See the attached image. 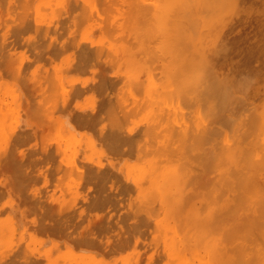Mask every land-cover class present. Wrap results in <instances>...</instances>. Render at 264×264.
Instances as JSON below:
<instances>
[{
	"label": "rangeland",
	"instance_id": "1",
	"mask_svg": "<svg viewBox=\"0 0 264 264\" xmlns=\"http://www.w3.org/2000/svg\"><path fill=\"white\" fill-rule=\"evenodd\" d=\"M263 113L264 0H0V264H264Z\"/></svg>",
	"mask_w": 264,
	"mask_h": 264
},
{
	"label": "bare ground",
	"instance_id": "2",
	"mask_svg": "<svg viewBox=\"0 0 264 264\" xmlns=\"http://www.w3.org/2000/svg\"><path fill=\"white\" fill-rule=\"evenodd\" d=\"M157 1H159V0H157ZM151 2H153V1H151ZM155 2H156V1H155ZM155 2H154V3H155ZM161 2H162V1H161ZM213 2H214V1H213ZM216 2H217V1H216ZM154 3H153V4H154ZM237 3H238V1H237ZM156 4H157V3H156ZM159 4H160V3H159ZM175 4H176V3H175ZM224 4H225V3H224ZM176 5H177V4H176ZM180 5H181V4H180ZM220 6H221V5H220ZM178 7H179V6H178ZM186 7H187V6H185V8H184V9L182 8L181 10H183V12H184V10H186ZM159 8H160V7H159ZM222 8H223V7H222ZM179 9H180V8H179ZM173 10H174V9H173ZM181 10H179V11H181ZM143 11H144V10H143ZM146 11H147V10H146ZM152 11H153V10H152ZM175 11H177V8H175ZM161 12H162V11H161ZM172 12H174V11H171V13H172ZM183 12H181V14H182ZM153 13H155V12H153ZM184 13H185V12H184ZM157 14H158V13H157ZM168 14H169V13H168ZM147 15H148V14H147ZM161 15H163V14H161ZM172 15L174 16V13H172ZM168 16H171V14H170V15H167V17H168ZM175 17H176V16H175ZM175 17H173V18H175ZM182 17L187 18V16H185V14H184V16L182 15ZM169 18H171V17H169ZM169 18H168V19H169ZM177 18H178V16H177ZM177 18H176V20H177ZM151 20H152V19H151ZM174 20H175V19H174ZM176 20H175V21H176ZM185 20H186V19H185ZM166 21H167V19H166ZM170 21H171V20H170ZM186 21H187V20H186ZM186 21H185V22H186ZM164 22H165V21H164ZM167 22H168V26H170V25H169L170 22H169V21H167ZM177 22H178V21H177ZM177 22H176V26H177ZM172 23H174V22H172ZM161 24H162V23H161ZM163 24H164V23H163ZM165 24H166V23H165ZM171 25H172V24H171ZM174 25H175V23H174ZM193 25H194V24H193ZM197 26H198V23H197ZM170 27H171V26H170ZM187 27H188V26H187ZM175 28H176V27H175ZM147 29H149V28H147ZM159 30H160V29H159ZM176 30H177V29H175V31H176ZM192 30H193V29H192ZM155 31H156V30H155ZM184 31H185V30H184ZM159 32H160V31H159ZM166 32H167V31H166ZM189 32H190V31H189ZM156 33H157V31H156ZM156 33H154V34H156ZM177 33H178V32H176L175 34L177 35ZM181 33H183V32L181 31ZM184 33H187V32L185 31ZM194 33H195V32H194ZM237 33H238V31H237ZM237 33H236V34H237ZM170 34H172V33H169L168 35H170ZM175 34H173V35H175ZM179 34H180V33H179ZM152 35H153V34H152ZM161 35H162V34H161ZM163 35H166V33H164ZM173 35H171V36L173 37ZM176 35H175V37H173L174 40H175V41H173V42H175L174 45H175L176 43H178V42H177V39H176L177 36H178L177 38H179V37L182 38V34H181V36H179V35L176 36ZM186 36H187V35H186ZM164 37H165V36H164ZM168 38H170V36H169ZM246 38H247V37H246ZM157 39H159V37H158ZM182 39H183V38H182ZM166 40H167V39H166ZM170 40H171V39H170ZM183 40H184V39H183ZM180 41H181V39H180ZM180 41H179V43H180ZM236 41H237V40H236ZM239 41H240V39H239ZM187 42H188V41H187ZM225 42H226V41H225ZM227 42H228V41H227ZM159 43H160V42H159ZM161 43H162V42H161ZM185 43H186V42H185ZM180 44H181V43H180ZM221 44H222V43H221ZM160 45H161V44H160ZM164 45H165V43H164ZM172 45H173V44H172ZM177 46H178V44H177ZM219 46H220V45H219ZM162 47H163V46L161 45L160 48H162ZM168 47H169V46H168ZM220 47H221V46H220ZM166 48H167V47H166ZM170 48H171V47H170ZM184 48H185V47H184ZM216 48H217V47H216ZM162 49H163V48H162ZM164 49H165V48H164ZM177 49H178V48H177ZM181 49H183V48H181ZM167 50H168V48H167ZM170 50H171V49H169L168 51H166V49H165V51L168 53V55H170L171 53H173V51H174L175 49H174V50H171V51H172L171 53H170ZM224 50H225V49H224ZM190 51H191V50H190ZM190 51L188 50L189 55H190ZM214 51H215V50H214ZM220 51H221V50H220ZM222 51H223V49H222ZM192 52H193V51H192ZM96 53H97V52H96ZM167 53H166V54H167ZM176 53H177V50H176ZM185 53H186V52H185ZM193 53H194V52H193ZM193 53H191L192 56H194V54H195V53H194V54H193ZM162 54H164V53H162ZM174 54H175V52H174ZM178 55H179V54H178ZM178 55H177V57H175V60H176V58L178 59V57H179V58H180V57L182 58L181 55H179V56H178ZM196 55H197V54H196ZM196 55H195V56H196ZM190 56H191V55H190ZM170 58H171V57H170ZM173 58H174V57H173ZM183 58H184V57H183ZM193 59H194V58H193ZM172 60H173V59H172ZM200 60H201V59H200ZM176 61H177V60H176ZM178 61H179V60H178ZM198 61H199V60H198ZM202 61H203V60H202ZM202 61H199V62L201 63ZM172 63H173V62H172ZM174 63H175V62H174ZM175 64H176V63H175ZM196 64H197V63H195V65H193V67H196ZM204 64L206 65V63H203V66H204ZM186 66H187V65H186ZM198 66H199V65H198ZM203 66H202V67H203ZM181 67H182V66H180V68H181ZM189 67H190V65H189ZM193 67H192V68H193ZM200 67H201V66H200ZM197 68H198V67H197ZM190 69H191V68H190ZM198 69H199V68H198ZM198 69H197V70H198ZM178 70H179V69H178ZM194 70H195V69H194ZM199 70H200V69H199ZM199 70H198V71H199ZM176 71H177V70H176ZM210 71H211V70H210ZM202 72H204V71L202 70ZM173 73H174V72H173ZM185 74H186V73H185ZM201 74H202V75H201ZM203 74H204V73H200V76H203ZM210 74H211V73H210ZM212 74H213V73H212ZM183 75H184V74H183ZM183 75L180 76V79H182L181 77H182ZM204 75H205V74H204ZM214 75H215V74H214ZM214 75H213V76H214ZM188 76H189V74H188ZM191 76H192V75H191ZM193 76H194V75H193ZM193 76H192V78L194 79V81H196V79H195ZM197 76H198V75H197ZM200 76L197 77V78L199 79V81H200V82H199V81L197 80L198 83H200V84H202V83L204 84V82L206 83L207 80L201 82L203 79H202ZM231 76H233V75H231ZM183 77H184V76H183ZM185 77H187V75H185ZM195 77H196V76H195ZM199 77H200V78H199ZM203 77H204V76H203ZM205 77H206V76H205ZM192 78H191V80H193ZM216 78H217V77H216ZM222 78H223V77H222ZM201 79H202V80H201ZM205 79H206V78H205ZM211 79H212V78H211ZM224 79H225V78H224ZM212 80H213V79H212ZM181 81H182V80H181ZM197 81L195 82L196 85L198 84ZM216 81H217V80H216ZM184 82H185V81H184ZM186 82H187V79H186ZM191 82H192V81H191ZM212 82H214V80H213ZM224 82H225V81H224ZM200 84H198V85H200ZM220 84H221V83H220ZM212 85H213V86H212V88H213V87H214V83H213ZM210 86H211V85H209V87H210ZM215 86H217V84H216ZM223 86H224V85H223ZM223 86L221 85L220 87H223ZM217 88H218V87H217ZM226 88H227V87H225V89H226ZM204 90H205V89H204ZM204 90H202L201 92H204ZM220 90H221V89H219V95H220V93H222V92H220ZM206 92H207V91H206ZM210 92H211V90H210ZM229 92H230V91H229ZM204 93H205V92H204ZM204 93H203V94H204ZM217 93H218V92H217ZM230 93H231V92H230ZM203 94H201V96H203ZM208 94H209V93H208ZM222 94H223V93H222ZM226 94H227V91H226ZM231 94H232V93H231ZM231 94H230V95H231ZM212 95H213V91H212ZM208 96H210V95H208ZM208 96H207V97H208ZM214 96H215V95H214ZM216 96H217V95H216ZM228 96H229V95H228ZM232 96H233V95H232ZM226 98H228V97L226 96ZM226 98H225V99H226ZM229 98H230V97H229ZM204 99H205V96H204ZM225 99H224V100H225ZM230 99H231V98H230ZM230 99H228V100H230ZM226 100H227V99H226ZM220 102H221V101H220ZM208 109H211V107L208 108ZM214 109H215V108H214ZM212 110H213V108H212ZM250 110H251V109H250ZM163 113H164V112H163ZM213 113H215V112H213ZM217 114H218V113H217ZM214 115H215V114H214ZM259 115H260V114H259ZM262 115H264V113H263ZM221 116H222V115H221ZM254 116H258V115H254ZM254 116L252 115V116H250V117H254ZM161 117H162V115H161ZM213 117H214V116H212V118H213ZM250 117H249V118H250ZM258 117H259V116H258ZM212 118H211V119H212ZM254 118H255V117H254ZM261 118H262V117H261ZM251 119H252V118H251ZM263 119H264V117H263ZM160 120H163V119H160ZM163 121H164V120H163ZM257 121H258V122H257ZM254 122H256L257 124L260 123V121L257 120V118L254 119ZM152 129H153V128H152ZM150 131H151V130H150ZM177 132H179V130H178V131L176 130V133H177ZM252 133H253V132H252ZM249 135H250V134H249ZM169 137H170V136H169ZM171 137H172V136H171ZM171 137H170V138H171ZM171 139H172V138H171ZM174 140H175V139H174ZM241 146H242V144H241ZM241 146H240V147H241ZM9 155H10V154L8 153V157H9ZM11 155H12V154H11ZM51 155H52V154H51ZM51 155H49V158H50ZM46 157H47V155H46ZM11 158H12V157H11ZM5 159H7V158L5 157ZM46 159H47V158H46ZM10 161H11V160H10ZM5 162H6V160H5ZM72 167L75 168V166H72ZM91 168H93V167H91ZM91 168H90V169H91ZM72 170H73V168H72ZM100 170H101V169H100ZM100 170H96V171L99 172ZM60 171H61V170H60ZM86 171H87V170H86ZM90 171H91V170H90ZM66 172H68V170H67ZM66 172H65V174H66ZM72 172H73V171H72ZM72 172H71V173H72ZM87 172H89V171H87ZM91 172H93V171H91ZM98 172H95V173H96L95 175H97ZM68 173H69V172H68ZM83 173H84V172H83ZM83 173H81V174H83ZM79 174H80V172H79ZM92 174H93V173H92ZM70 175H71V174H70ZM93 175H94V174H93ZM97 176L99 177V175H97ZM100 176H101V174H100ZM241 176H242V175H241ZM92 177H93V176H92ZM94 177H95V178H98V177H96V176H94ZM94 177H93V178H94ZM245 178H246V176H245ZM246 179H247V178H246ZM243 184H244V182H243ZM241 185H242V184H241ZM244 186H245V185H244ZM241 188H242V187H241ZM128 191H129V190H128ZM132 191H133V190H132ZM263 210H264V209H263ZM62 211H63V210H61V212H62ZM182 252H183V251H182ZM178 254H179V253H178ZM174 255H175V254H174ZM180 256H181V255H180ZM178 258H179V257H178ZM183 258H184V257L181 256V258H179V259H180V260H183ZM186 261H187V260H186ZM204 262H205V261H204ZM207 263H208V262H207ZM205 264H206V262H205ZM220 264H221V263H220Z\"/></svg>",
	"mask_w": 264,
	"mask_h": 264
}]
</instances>
